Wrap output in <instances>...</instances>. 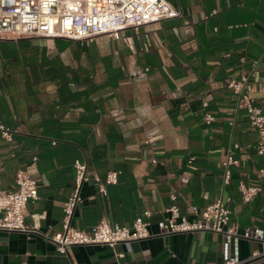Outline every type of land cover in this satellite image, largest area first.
Instances as JSON below:
<instances>
[{
  "label": "crops",
  "instance_id": "1",
  "mask_svg": "<svg viewBox=\"0 0 264 264\" xmlns=\"http://www.w3.org/2000/svg\"><path fill=\"white\" fill-rule=\"evenodd\" d=\"M169 1L181 16L119 37H0V120L13 131L12 141L0 131V188L14 189L21 168L39 180L26 222L48 235L62 229L76 160L90 178L73 226L131 225L151 211L149 237L74 245L66 254L39 232L0 231L2 263L219 264L264 252V241L243 236L246 226L264 228V196L244 201L240 190L241 183L264 186V160L246 109L225 83L248 74L264 108V0ZM231 150L239 165L226 183ZM110 171L117 179L102 192L95 175L104 181ZM173 193L187 215L193 205L228 199L237 236L226 243L212 230L160 233ZM247 264H264V254Z\"/></svg>",
  "mask_w": 264,
  "mask_h": 264
},
{
  "label": "built area",
  "instance_id": "2",
  "mask_svg": "<svg viewBox=\"0 0 264 264\" xmlns=\"http://www.w3.org/2000/svg\"><path fill=\"white\" fill-rule=\"evenodd\" d=\"M218 9L213 10L217 14ZM182 10L169 0H0V37L18 38L23 36H44L85 40L97 35L108 34L119 37L120 31L154 23L162 19L178 17ZM218 30V27H215ZM225 83L230 87L239 107L246 109L250 126L257 134L256 153L264 160V108L256 102L254 85L248 74L239 78L228 77ZM207 121L213 116L207 115ZM2 136L13 140L12 129L0 120ZM237 147V144L235 145ZM193 157L189 159L192 161ZM156 162V160H154ZM74 193L64 203L63 227L53 235L40 231L37 224L26 222V209L30 200L39 198V180L28 169H19L16 186L12 190L0 188V231L39 232L56 244L59 253L66 254L71 247L79 244L104 243L115 247L120 242L147 238L151 211L146 210L137 216L131 225L111 223L101 219L90 229L72 225L74 211L82 201L81 188L90 178L86 163L76 160ZM225 182L231 178V165H239L233 150L224 160ZM264 179V166L259 171ZM100 190L106 192L105 183L116 181L117 173L110 171L105 180L99 176ZM187 182V177H182ZM244 201H252L259 193L264 196V186L241 183ZM173 203L167 208L169 215L160 223V233L212 230L224 235L226 243L237 236L236 227L230 225L231 210L227 200L220 196L205 207L192 206L191 215L182 213L176 203L177 195H171ZM243 236L264 241V228L246 226ZM264 252L255 251L248 259L230 255L219 264H247L262 256ZM123 256L124 253H118ZM0 264H5L0 261ZM22 264H28L23 262Z\"/></svg>",
  "mask_w": 264,
  "mask_h": 264
},
{
  "label": "trees",
  "instance_id": "3",
  "mask_svg": "<svg viewBox=\"0 0 264 264\" xmlns=\"http://www.w3.org/2000/svg\"><path fill=\"white\" fill-rule=\"evenodd\" d=\"M64 87L68 90L70 88L69 86V81L66 80L65 83H64Z\"/></svg>",
  "mask_w": 264,
  "mask_h": 264
}]
</instances>
